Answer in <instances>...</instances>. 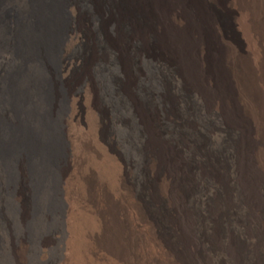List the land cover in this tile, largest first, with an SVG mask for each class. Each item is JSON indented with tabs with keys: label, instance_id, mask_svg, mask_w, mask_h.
<instances>
[{
	"label": "bare ground",
	"instance_id": "obj_1",
	"mask_svg": "<svg viewBox=\"0 0 264 264\" xmlns=\"http://www.w3.org/2000/svg\"><path fill=\"white\" fill-rule=\"evenodd\" d=\"M119 128L131 156L148 149L146 202ZM68 164L69 264H264V0H0L7 264L27 262L37 224L58 231Z\"/></svg>",
	"mask_w": 264,
	"mask_h": 264
},
{
	"label": "rangeland",
	"instance_id": "obj_2",
	"mask_svg": "<svg viewBox=\"0 0 264 264\" xmlns=\"http://www.w3.org/2000/svg\"><path fill=\"white\" fill-rule=\"evenodd\" d=\"M221 19L223 21V24L227 26L228 25V20H227L226 15L224 13H221ZM227 32H228V30H227ZM145 43L146 44H145L144 51L149 52L150 50H149L147 41H145ZM80 47H81V45H80ZM150 68L151 67L147 63H143L142 62L141 66H139V69H140L139 71L142 72L143 75H146V76L149 77V75L151 74L150 73ZM79 77L80 76H76L74 78V80L76 81ZM96 80L97 79L95 77V83L92 82L93 91H95L94 92V97H93V103H94V105H96V108L100 112L101 116L103 115V118L106 117V116H108V115L110 117V112H109L108 106L106 104L105 98H104L103 93H102V90H104V89H102L101 86H99L100 83H102V82L99 81L100 82L99 83ZM130 83L131 82L128 83V81L123 80V85L126 86V87H128ZM102 84H103V88H104V83H102ZM99 92L102 93V94H100ZM102 102H104V103H102ZM82 109H83V112H84L83 121L85 123H87L86 118H85V116H86V109L87 108H86V105L85 104L82 105ZM223 112L224 113H223L222 117L219 118V120H220L221 124L224 126L223 129L224 130H226V129L228 130V129H230V127H232V124H233L232 123V120L233 119H232V117H231L230 112H229L228 109H225ZM225 123L227 124L226 126H225ZM110 127L111 126L109 124L103 125L101 127V133L104 130V132L102 134L103 135H106V136H109V134H111V128ZM112 133H114V135H115V138H114V147H115V149L119 152V154L127 162V164H130V167H131L130 170H129V173H128V176H127L128 178L127 179H128V181L130 183L132 182L131 184L136 189V192H137L138 196L141 197V199L145 200V202H146V196H147V194L145 192V188H144V185H143V182H142L143 181V178H142V176H143L142 175V173H143V171H142V169H143L142 168L143 167L142 166V162L144 160L143 159V155L145 157V154H143L145 151L142 154L139 153V155H137V156H131L130 153H129V150L127 148V145L124 142L125 141V138H124V135L125 134H124L123 130H121V128H119L117 132H114L113 131ZM121 136H123V137H121ZM121 146L123 148H126V149L123 150ZM145 153H147L146 155H148V149H147V151ZM83 159H85V158L83 157ZM68 167H69V169H68ZM66 170H65V174H64V177L65 178L63 180L64 181L63 182L64 184H62L63 186L61 187V199H62V202L64 203L63 205L65 206V210H64V214H62V217L60 219V223L58 224V225H60V227H58V231H57V229H55L54 232H52V233H46L44 231H46L45 229L47 228V224L46 225L45 224H42L40 226H38V224H37V226H35V229H36V233H37L38 237L40 236V239L39 238L38 239L37 238H35V239L32 238V239L29 240V244H30V249L31 250L29 251V254L27 253V255L25 257V260L27 262H23V264H62L64 262H68L70 260V257L68 258V256H69V253L68 252H69V247H70V244H71L70 241H71V239L73 237V233H72L71 226H69V224H68V216H69V214H67V213H69V203L66 200V193L63 192V191H65V179H66V176L68 175V172L70 170L69 164L67 165ZM66 172H67V174H66ZM98 174H99V171L96 172V180L99 182L100 181V178H98L99 177ZM110 198L113 200L112 195H111ZM119 206H121L120 203H116L113 206L114 208L111 207V213L112 214H115V218H116V216L120 217L121 210L118 209ZM120 209H122V206H121ZM119 211H120V213H119ZM55 223H57V221L54 220V224L53 225H56ZM14 230L17 231L16 228H14ZM55 232H57V234H55ZM44 235H47V236H44ZM118 235H116L117 237L116 236L114 237V238H117L118 239V240L115 239L116 244H119V242L117 243V241H119V240L121 242L120 236H118ZM55 236H56V238H55ZM45 237L47 239L48 238H52L53 239V245H52V247H50V249H46V248L44 249V247H43V240L42 239L45 238ZM46 238L44 240H47ZM16 245L18 246L17 243L15 244V246ZM4 246H5V248H4ZM4 246H3L4 249L2 248L3 249L2 250V253H0V261H2V262H0V264H7L6 261L4 260L2 254L4 253L3 252L4 250H5V252L6 251L8 252V249H6L8 245L6 246V243H5ZM1 257H2V259H1ZM11 263L14 264V262H11ZM101 263H102V261H97L96 262V264H101ZM8 264H10V263H8ZM67 264H69V262Z\"/></svg>",
	"mask_w": 264,
	"mask_h": 264
}]
</instances>
